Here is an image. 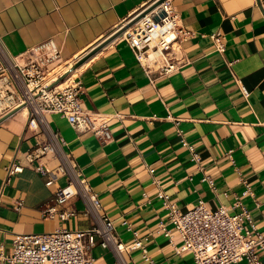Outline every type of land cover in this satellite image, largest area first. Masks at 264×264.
<instances>
[{
  "label": "crops",
  "instance_id": "crops-1",
  "mask_svg": "<svg viewBox=\"0 0 264 264\" xmlns=\"http://www.w3.org/2000/svg\"><path fill=\"white\" fill-rule=\"evenodd\" d=\"M153 1L0 0V46L23 63L29 50L52 39L61 53L51 68L88 57L76 74L82 106L109 118L112 138L79 134L55 113L47 116L51 128L65 140L63 151L99 196L121 242L141 240L154 264H196L191 252L180 251L183 238L160 192L182 212L200 201L213 210H246L264 232V0H171L191 31L181 42L187 64L152 80L117 36ZM214 34L222 36L224 51ZM26 125L22 108L0 117V257L12 254L16 234L79 230L92 222L79 198L71 199L78 213L68 219L44 215L66 180L56 176L55 184H45L36 166L54 168L59 160H28L43 134ZM13 161L24 170L6 182ZM89 254L94 264H119L101 245ZM260 256L264 264V250ZM121 258L149 264L142 249L124 250Z\"/></svg>",
  "mask_w": 264,
  "mask_h": 264
},
{
  "label": "built area",
  "instance_id": "built-area-1",
  "mask_svg": "<svg viewBox=\"0 0 264 264\" xmlns=\"http://www.w3.org/2000/svg\"><path fill=\"white\" fill-rule=\"evenodd\" d=\"M134 18L137 21L130 26L129 22L124 24L119 33L130 29L123 39L152 80L154 73L169 75L187 64L181 42L191 35V31L182 25L171 0H154ZM213 36L217 49L224 51L222 36ZM60 53L59 46L51 39L29 50L21 63L11 59L0 46V78L3 81L0 85V117L26 108L27 128L43 134V139L28 152V160L39 161L47 155L59 160L54 168L41 162L36 166L47 186L55 184L56 176L66 180L64 186L57 188L44 215L68 219L78 213L71 205V199L79 198L84 203V214L92 222L89 227L79 230L59 228L46 233L16 234L12 254L2 255L0 264L5 260L18 264H94L89 252L97 245L113 250L119 264H124L123 251L132 249H142L144 258L154 264L141 240L127 245L120 241L99 196L83 178L74 158L63 151L61 146L65 140L50 126L47 116L55 113L65 117L79 134L93 133L102 142L112 138L109 118L83 108V85L78 77L67 78L65 70L50 75L55 69L50 66L60 58ZM76 63L73 61L72 65ZM63 76L66 82L61 86L57 81ZM23 170L21 163L13 161L7 167L6 182ZM159 195L174 230L183 238L180 251L191 252L196 264L242 261L263 264L260 251L264 250V232L254 225L248 211L231 213L225 206L213 210L200 201L192 209L182 212L169 196L161 192ZM160 226L164 227V224ZM166 235L173 237L170 230Z\"/></svg>",
  "mask_w": 264,
  "mask_h": 264
},
{
  "label": "bare ground",
  "instance_id": "bare-ground-1",
  "mask_svg": "<svg viewBox=\"0 0 264 264\" xmlns=\"http://www.w3.org/2000/svg\"><path fill=\"white\" fill-rule=\"evenodd\" d=\"M129 31H130L129 28L124 29L123 31H121V33H118L117 39H120L122 37L127 36ZM88 63H89V59H87L86 61H84L83 63H81L77 67H75L74 65H72L73 64V60H72L68 64L63 65V66H65L64 70L66 71V73L68 72L67 78L76 76V74L79 72V70H81L83 67H85ZM63 66H58L57 68H55L54 71L50 72V75L56 74ZM56 80H58V79H56ZM65 82H66V79L63 80V81H59L58 80L57 84H60L61 86H63L65 84ZM2 83H3V81L0 80V85H2ZM23 113L27 114V109L26 108L23 109Z\"/></svg>",
  "mask_w": 264,
  "mask_h": 264
},
{
  "label": "water",
  "instance_id": "water-1",
  "mask_svg": "<svg viewBox=\"0 0 264 264\" xmlns=\"http://www.w3.org/2000/svg\"><path fill=\"white\" fill-rule=\"evenodd\" d=\"M137 21V18H134L132 19L130 22H129V26L130 25H133L135 22ZM120 32V31H119ZM88 58V57H87ZM87 58H82L81 60H79L76 64H75V67H77L78 65H80L81 63H83L84 61H86ZM64 79V76L60 78L59 81H62Z\"/></svg>",
  "mask_w": 264,
  "mask_h": 264
},
{
  "label": "rangeland",
  "instance_id": "rangeland-1",
  "mask_svg": "<svg viewBox=\"0 0 264 264\" xmlns=\"http://www.w3.org/2000/svg\"><path fill=\"white\" fill-rule=\"evenodd\" d=\"M64 67H65V66H63L58 72H60V71L62 72V71L64 70Z\"/></svg>",
  "mask_w": 264,
  "mask_h": 264
}]
</instances>
